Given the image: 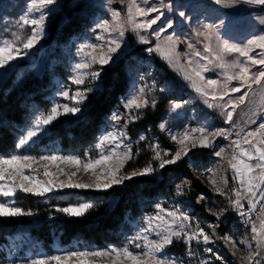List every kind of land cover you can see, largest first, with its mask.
<instances>
[{"label":"snow or ice","instance_id":"obj_1","mask_svg":"<svg viewBox=\"0 0 264 264\" xmlns=\"http://www.w3.org/2000/svg\"><path fill=\"white\" fill-rule=\"evenodd\" d=\"M211 3L218 7L225 6L223 0H211ZM241 4L264 6V0H238L231 7H239ZM60 6V0H27L26 10L13 24L19 31H12L11 39H0V75L7 74L21 61L27 59L32 50L46 38L52 9ZM71 6L78 7L79 0H73ZM104 6L108 8L111 19L97 20L95 26L90 28L94 42H82L78 45L76 56L79 59L73 65V75L69 78L71 84L78 86L84 85L86 78H90L95 87L72 90L64 85L63 90L58 93L62 99L54 100L46 112L36 113L16 138L15 150L7 156H0V219L34 215L33 211L16 206L13 198L18 192L41 198L48 193L66 189L112 195L118 188L124 187L126 181H131L135 177H154L166 165H173L181 160V152L186 157L189 152L196 149L212 150V155L219 161H226L233 173V182L238 187L233 188L229 195L226 191L228 182L223 176L220 179L225 187H221L216 179L209 177L210 183L216 189L215 194L227 197L229 204L228 208L211 213L216 218V223H209L212 232L206 231L199 224L193 228V218L180 207H164L157 203L154 213L143 217L142 225L125 238L123 246L110 245L104 249L61 251L53 255L37 256L25 261L24 264H94L89 258L109 256L112 257V264H124L125 261L127 264H183L179 257L174 258L166 254V249L174 242H182L185 245V254L189 258L195 255L194 247L203 245L202 252L205 258L200 259L199 264H215V261L225 264L223 257L216 254L212 247H208L218 239L231 245L229 251L233 253L246 250L247 255L241 258L239 264H244V261L247 264H261V258H264V220L257 225L252 215L258 205H261V214H264V119L260 118L264 116V105L243 121V125L249 126L247 130L244 126H237L234 115L238 114V109L242 110V106L247 105L248 99L264 91V32L248 37L242 44H234L221 38L219 25L201 22L199 27L193 28L190 33L181 37L176 31V21L171 14L175 12L182 22L188 23H191V17L184 10L176 8L173 0H128L126 15L121 11L124 7L123 0L121 9L112 8V0H104ZM261 23L264 24V19ZM25 30H30V34L24 35ZM128 32L135 35L139 44L150 45L145 52L149 55L158 54L208 109H218L225 127L185 128L175 133L166 127V123H160V130L168 132L172 141L179 146V150L170 154L161 150L158 144H150L149 147L155 152L154 159L159 161L158 168L147 165L127 174L123 170L126 163L133 159V144L126 133L127 124L129 120L135 122L140 110L150 106L145 86L133 85L128 96L121 101L127 118L119 109L113 111L109 117L111 126L97 138L94 148L98 151V158L82 160L75 155L42 154L38 157L32 155L30 150L40 137L49 132L50 126L59 117L68 114L78 117L88 111L89 95L102 90L105 68L115 64L130 46L125 39ZM193 37H202L206 41L202 48ZM181 38L188 49L193 50L191 56L179 49L178 42ZM152 40L155 41L154 46H151ZM105 47L106 53L92 55L96 49ZM182 56L186 58L187 67L181 59ZM202 61L211 62L212 67H206ZM94 65H99V69ZM213 69L218 70L217 76L207 74ZM70 91L73 92L71 96ZM69 99L71 106L62 103V100ZM183 103L186 104L187 101ZM155 105L156 101L152 100L151 106ZM181 107L182 103L173 101L171 112L176 113ZM133 109L136 110L135 114ZM121 119H125L124 129L117 123ZM251 125L255 127H250ZM145 139L144 135L139 136V141ZM221 139L230 143L218 146ZM228 148H231L230 158L226 154ZM165 156L170 158L165 159ZM40 161L47 162L43 173L49 178L47 181H41L36 176L28 174L32 165ZM57 161L76 167L82 165L86 172L102 166L103 172L101 176L96 177L94 184L73 183L71 177L67 182L56 183L55 174L48 171V165ZM190 166L195 170V165L191 162ZM216 168H223V164L217 163L214 168L207 169L201 174L208 176ZM184 183L190 182L185 179ZM175 194L177 196L184 194L179 183L175 185ZM205 199V195L201 193L197 203ZM107 203L111 207L114 202L108 199ZM94 208L96 204L93 202H80L57 207L54 211L68 219H80ZM229 211L237 215L243 229L246 230L239 242L230 233L221 236L215 231L221 218ZM52 218L54 217H49ZM240 245L244 247L241 248ZM131 247L137 251H132Z\"/></svg>","mask_w":264,"mask_h":264},{"label":"rangeland","instance_id":"obj_2","mask_svg":"<svg viewBox=\"0 0 264 264\" xmlns=\"http://www.w3.org/2000/svg\"><path fill=\"white\" fill-rule=\"evenodd\" d=\"M211 1V0H206ZM128 0H123L124 7L121 9L122 0H112V8L121 9L122 13L126 15V5ZM73 0H60V7L52 9V16L48 21L47 25V36L43 39L40 44L32 50L31 55L21 61L13 69L9 70L7 74L0 75V87L5 82L11 74L14 75L15 83L26 84L27 82L40 81L42 78L46 77L49 93L46 94V99L48 100L47 107L37 108L32 107L31 113L27 118L24 127L29 123L33 116L38 112H46L50 109L51 104L54 100H61L58 96L59 91L63 90V86L67 85L69 89L77 90L79 88L95 87V84L90 78H86V83L84 85H73L70 81V76L73 75V65L78 61L76 56V48L82 42H94V36L91 27L95 26V22L102 18L111 19L110 12L107 7L104 6V0H79L78 7H72ZM174 5L178 9L184 10L189 17H191V23L182 22L180 17L173 12L171 14L172 18L176 21V31L183 37L184 35L190 33L193 28L199 27L201 22L210 23L214 25H219V34L222 39L234 44H242L248 37L257 34L250 27L246 25L243 20L236 19H226L221 17L213 9L206 8L205 6L190 4L188 0H173ZM27 0H0V39L8 38L11 39V32L18 29L13 27L15 21L18 20L19 15H21L26 10ZM87 5V6H86ZM76 9V10H75ZM209 9V10H208ZM88 14V21L84 24L83 28L75 35L66 40V42L61 43L53 41L51 44L47 43L49 39L48 27L51 25L53 19L59 16L61 23L67 21V16L81 15L82 17ZM155 15V14H153ZM167 15V13H166ZM143 19V18H140ZM155 27V26H154ZM24 35L30 34V30H25ZM126 41L130 45L125 49V54L121 56V59H125L126 71L128 73V88L125 94L122 96L119 102V106L115 109H119L121 114L127 118V113L123 109L122 99L126 98L132 89L133 85H143L146 88V92L149 98V105L151 107V101L155 100L156 105L160 102L166 103V109L163 117L157 124L155 128H147L146 132L138 134L136 137L130 136L128 131L133 124H136L141 112L148 108H143L140 110V114L135 122L129 120L126 133L133 144V159L131 162H138V156L143 157L142 164L139 168H135L131 171L124 172L131 174L134 170H140L147 165H152L156 168L159 166V161L154 159L155 152L149 147L150 144H158L160 149L167 151L170 154H174L179 150V146L172 141L171 136L167 131H161L159 128L160 123H166V127L172 132L178 133L185 128H199V127H213L220 128L225 127L223 124V119L220 115L218 109L210 110L208 109L200 100L199 97L194 93V91L182 80L180 76L177 75L172 69L169 68L167 63L159 58L158 54H147L145 49L149 47L148 44H139L136 41V37L133 33L128 32L125 37ZM193 40L197 42V45L202 48L204 39L193 37ZM155 41H151V46H154ZM178 47L180 50L187 52L189 56L193 54L192 49H188L187 44L184 42L183 38L178 42ZM101 52L106 53L107 48L96 49L92 55H100ZM236 54H234L235 56ZM187 67V61L185 57H181ZM231 59V57H230ZM244 59V58H239ZM118 60V61H119ZM206 67L211 68V62L202 61ZM115 65V64H113ZM111 65V66H113ZM109 66V67H111ZM96 69H99V65H94ZM107 68V67H106ZM33 70L32 73H30ZM209 76H217L218 70L213 69L207 73ZM235 83V82H234ZM254 87V86H253ZM73 92L70 91V96ZM94 94V93H93ZM92 95V94H91ZM89 100V97H88ZM250 99H248L249 101ZM180 102L182 107L177 110L176 113L171 112V103ZM187 101V103H183ZM247 101V102H248ZM89 102V101H88ZM62 103H67L71 106V100H62ZM114 110V111H115ZM243 110V106H242ZM238 109V114L234 115V120L248 119V117H243ZM62 112L63 109L61 108ZM133 114L136 110L133 109ZM80 117V116H78ZM110 117V116H109ZM107 118L104 125L101 127L95 141L89 146L83 149L82 153L73 151H64L61 149L59 143L51 138L54 135V128L56 123H68L70 118L73 117L71 114L62 115L57 121L50 126L49 132L40 137L37 144L30 150L32 155L40 156L46 154H60V155H75L80 157L82 160L95 159L98 158V151L94 148L98 136L111 126V121ZM121 129L125 128V119H121L117 122ZM21 131V132H22ZM20 132V133H21ZM19 133V134H20ZM119 135V133H117ZM144 135L146 139L144 141H139V136ZM198 135V133H197ZM18 137V136H17ZM46 139V140H45ZM211 139V138H210ZM16 142V140H15ZM226 145L225 140H219L218 146ZM13 149L11 152H13ZM10 152V153H11ZM138 152V155H137ZM9 153V154H10ZM88 154L87 156L85 154ZM8 154V155H9ZM228 155V153H226ZM182 159L176 164L166 165V166H177L181 162H184L191 176L202 185L207 194H204L206 199L197 203L198 196L202 193L195 189H191L189 183L185 184L184 180L187 179V175H182L173 183V188L167 197L158 198L156 202L152 203L146 210L143 208L137 217H134L128 222L127 228L122 233L121 239L117 244H107L103 247H97L93 245H87L81 242H72L69 245H62L58 241H53L49 246V250L45 249L41 243L33 240L27 232L15 233L11 236H7L4 244L0 245V264H24L25 261L35 258L37 256H47L53 255L61 251H71V250H85V249H104L110 245L117 247L123 246L125 238L131 235L137 227L141 226L143 223V217L148 214H152L155 211V205L157 203L164 207H180L182 210L186 211L192 219V227L195 228L197 224L203 227L206 231L212 232L213 229L209 227V223H216V218L211 214L219 209L228 208V198L220 195H216V189L210 183L209 177L214 178L218 181L221 187H225L221 181L223 176L227 180L226 191L230 195V185L227 177L228 174V164L226 161H219L218 158L212 155V150H200L196 149L189 152L188 156H184L181 152ZM165 159L170 158V156H165ZM130 162V161H129ZM190 162L195 165V170L190 166ZM47 162L40 161L39 163H34L32 169L28 171V174L36 176L41 181H47L49 178L44 176V165ZM128 163V162H127ZM126 163V165H127ZM217 163H222L223 168H216L214 172L209 173L208 176L202 175L201 173L207 169L214 168ZM125 165V167H126ZM48 171L55 174V182H67L71 177L73 183L82 184H94L96 177L101 176L103 172V167H97L94 171L86 172L81 165L76 167L68 163H61L57 161L55 164L48 165ZM72 173H75L73 176ZM139 178V177H135ZM133 178V179H135ZM145 178V177H144ZM161 170L158 171L157 175L151 177V179L160 180ZM129 181L125 182V185ZM179 183L182 185L184 194L182 196H177L175 194V185ZM125 187V186H124ZM122 187V188H124ZM118 188V189H122ZM78 193L83 192V190H63L54 191L48 193L47 196H52L59 193ZM94 192V191H91ZM98 193V192H96ZM203 194V193H202ZM19 195H25L23 193H17L13 198L15 200L16 206L18 205L17 197ZM32 196V195H31ZM41 198V197H40ZM44 198V197H43ZM114 203L109 207L106 202L105 210H111L116 203L117 197H111ZM86 202V201H84ZM88 202V201H87ZM78 204V203H77ZM20 207V206H19ZM261 205H258L256 210L253 212L252 219L257 225L264 220V214H261ZM259 213L256 215V212ZM32 218L33 217H23ZM22 218H16L12 220H19ZM9 219H0V222L7 221ZM221 236L225 233H230L239 242V240L245 234V229H243L237 215L229 211L227 215L221 218L219 227L215 229ZM208 247H212L216 254L223 257L225 264H239L242 257H246L247 252L245 251H234L231 252L229 249L231 245L227 244L223 240H216L214 244H209ZM243 248V245H240ZM254 247V245H253ZM203 245L199 247H194L193 251L195 255L191 258L187 257L185 254V245L182 242H174L173 245L166 249V254L171 257H179L183 261V264H199L200 259L205 258V254L202 252ZM132 251H137L134 247H131ZM91 259L94 264H112V257H92ZM214 259V258H213ZM124 264H127L125 261ZM215 264H220L219 261H215ZM244 264H247L244 261ZM261 264H264V258H261Z\"/></svg>","mask_w":264,"mask_h":264},{"label":"trees","instance_id":"obj_3","mask_svg":"<svg viewBox=\"0 0 264 264\" xmlns=\"http://www.w3.org/2000/svg\"><path fill=\"white\" fill-rule=\"evenodd\" d=\"M59 18V16L55 17L48 27V44L53 41L64 43L77 34L87 23L88 14L84 17L68 15L64 23H61L62 19ZM125 64V59H121L115 65L105 68L102 90L89 95L90 107L87 112L80 117L70 118L68 123H56L51 138L59 143L62 150L82 153L84 148L95 141L101 127L119 106V99L129 87ZM32 72L33 70L30 73ZM48 93L46 77L20 86L15 83L13 74L5 80L0 87V156H7L14 149L15 140L22 131L32 111L31 108L47 107L50 103L46 99ZM165 109V102L144 109L136 124H133L128 131L130 136L136 137L146 132L147 128H155L163 117ZM141 160L143 157L138 156L140 163L128 162L125 170L139 168L142 164ZM185 174L190 180L189 185L192 190L207 194L206 189L191 176L185 163L181 162L177 166H166L161 170L160 180L135 178L112 195L91 191L59 193L44 198L19 195L18 205L25 210L33 211V219H9L0 222V245L5 243L7 236L19 232H27L33 240L41 243L48 250L53 241H58L62 245L81 242L97 247L117 244L128 222L137 217L143 208L148 210L147 207L158 198L167 197L173 188V183ZM114 196L117 197L115 205L110 211L105 210L107 200ZM84 201L96 204V208L90 210L84 218L68 219L54 211L57 207H66ZM50 216L54 218L49 219Z\"/></svg>","mask_w":264,"mask_h":264},{"label":"crops","instance_id":"obj_4","mask_svg":"<svg viewBox=\"0 0 264 264\" xmlns=\"http://www.w3.org/2000/svg\"><path fill=\"white\" fill-rule=\"evenodd\" d=\"M188 2L199 6H207L206 8L213 9L221 17L226 19H244L246 25L257 34L264 32V24L261 23V20L264 19V13L257 8L258 5L241 4L239 7H231V5L234 2H238V0H223L224 7H218L217 5L212 4L211 1L206 0H188ZM262 105H264V91H260L255 97L250 98L247 105L243 106L241 114L243 117H248L253 111L258 112ZM260 118L264 119V116H261Z\"/></svg>","mask_w":264,"mask_h":264},{"label":"built area","instance_id":"obj_5","mask_svg":"<svg viewBox=\"0 0 264 264\" xmlns=\"http://www.w3.org/2000/svg\"><path fill=\"white\" fill-rule=\"evenodd\" d=\"M257 8L261 11V12H263L264 13V6H257ZM245 119H239V120H237L238 122H237V126L239 127V126H244L245 128H246V130H247V128L249 127V126H247V125H243V121H244ZM250 127H255V125H251ZM230 143V141H226V145L227 144H229ZM246 147V146H245ZM227 153H228V155H229V158H230V153H231V148H228L227 149ZM227 177H228V180H229V185H230V195H231V193H232V189L233 188H235V187H238V185L237 184H235L234 182H233V173H232V171H231V169L229 168V166H228V174H227ZM259 213V211H257L256 212V215Z\"/></svg>","mask_w":264,"mask_h":264}]
</instances>
